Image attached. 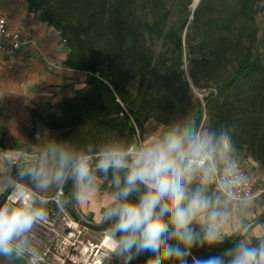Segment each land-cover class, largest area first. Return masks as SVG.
I'll list each match as a JSON object with an SVG mask.
<instances>
[{
    "label": "trees",
    "instance_id": "1",
    "mask_svg": "<svg viewBox=\"0 0 264 264\" xmlns=\"http://www.w3.org/2000/svg\"><path fill=\"white\" fill-rule=\"evenodd\" d=\"M194 1L27 0L29 11L41 10L42 19L65 41V65L87 77L73 96L56 104L58 112L33 108L27 139H13L10 148L32 153L37 123L56 132L55 145L79 151L89 145L98 149L109 140L140 143L150 120L165 131L184 121L217 132L235 125V132L229 128L235 153L264 167V30L257 23L264 0H200L192 10ZM156 41L161 42L158 53ZM187 63L193 84L209 88L203 101L191 93ZM34 163H19L15 176ZM93 171L103 180L101 189L113 194L112 173L105 176L95 166ZM21 182L37 190L27 178ZM63 191L62 206L81 216L73 204L76 182L69 180ZM44 207L50 215L59 210L53 202ZM252 222L263 223L264 215ZM112 223L90 224L106 228ZM247 234L225 236L223 243L194 248L193 254L223 255ZM262 237L250 236L249 242ZM147 262L144 253L131 264Z\"/></svg>",
    "mask_w": 264,
    "mask_h": 264
},
{
    "label": "clouds",
    "instance_id": "2",
    "mask_svg": "<svg viewBox=\"0 0 264 264\" xmlns=\"http://www.w3.org/2000/svg\"><path fill=\"white\" fill-rule=\"evenodd\" d=\"M229 128L236 131L235 125ZM229 128L217 132L175 121L140 143L109 140L98 149H45L15 177L0 175V189H11L0 204V256H34L28 236L47 215L46 201L27 195L29 187L21 181L27 178L40 192L53 186L61 191L69 180L91 190L95 166L105 176L112 173L114 192L105 219L113 221L111 251L127 264L144 253L152 254L147 264H163L165 259L178 264H264V237L256 244L240 239L223 255L201 258L192 251L223 243L222 225L231 204L249 202Z\"/></svg>",
    "mask_w": 264,
    "mask_h": 264
},
{
    "label": "crops",
    "instance_id": "3",
    "mask_svg": "<svg viewBox=\"0 0 264 264\" xmlns=\"http://www.w3.org/2000/svg\"><path fill=\"white\" fill-rule=\"evenodd\" d=\"M0 13L7 18L12 30L23 33L37 43L14 56L0 54V166L4 164V152L13 158L23 157L25 163L36 162L45 149L55 145V131L37 123V140L32 153L12 150V140L24 142L27 139L32 126L33 108L39 107L42 113L58 112L56 104L63 98L73 96L82 86L87 73L65 65L68 55L65 41L56 29L42 19L41 10L29 11L27 0H0ZM146 129L142 142L165 131L164 126L154 120L146 124ZM247 158L252 166H258V162ZM2 169L7 170L1 166L0 175L11 174L15 177L13 168L5 174ZM76 188L73 204L81 216L90 223L102 224L111 206L112 194L103 191L100 186H94L91 190H84L78 185ZM214 189L213 185L210 193ZM49 190L37 191L43 196H50ZM258 190L259 195L249 200L247 206L235 201L231 204L229 218L222 225L225 236L248 233L244 239L249 241L250 236L264 234V222L251 223L264 215V186L259 185ZM7 191L0 189V196ZM34 229L28 236L33 247L41 243L38 235L41 231Z\"/></svg>",
    "mask_w": 264,
    "mask_h": 264
},
{
    "label": "built area",
    "instance_id": "4",
    "mask_svg": "<svg viewBox=\"0 0 264 264\" xmlns=\"http://www.w3.org/2000/svg\"><path fill=\"white\" fill-rule=\"evenodd\" d=\"M32 44L37 45L32 38L12 30L7 18L0 13V54L14 56ZM3 157L11 162V169L17 164V159L10 154ZM238 163L239 171L245 177L243 189L247 192L249 200H252L259 195L258 178L246 165L240 161ZM10 192L11 189L0 199V204L5 202ZM27 195L43 199L46 204L53 202L59 206V210L51 215L47 214L43 221L37 223L47 234V240L40 249L30 245L36 254L21 257L26 264H109L116 257L111 251V227L96 228L82 216L71 214L61 203L63 189L51 196H43L29 187Z\"/></svg>",
    "mask_w": 264,
    "mask_h": 264
},
{
    "label": "rangeland",
    "instance_id": "5",
    "mask_svg": "<svg viewBox=\"0 0 264 264\" xmlns=\"http://www.w3.org/2000/svg\"><path fill=\"white\" fill-rule=\"evenodd\" d=\"M199 1L200 0H198V3H199ZM190 8L192 10H194L195 9V5L192 4L190 6ZM257 23H258L259 27L261 28V30L263 31L264 30V9H262V11L258 14ZM160 49H161V42L160 41H156L155 42V46H154V52L158 53ZM185 69H186L187 78H188V80L190 81V84H191V93L193 94L194 98H196V99H198L200 101H203L205 96L208 94V89L209 88L206 89V88H198V87H196L193 84V82H192V79H191V76H190V68H189L188 63L186 64ZM205 119H206V116L204 115V120ZM5 154H9V153H5L4 152L3 156ZM234 155H235V157H236V159L238 161H240L241 163L246 165L248 167L249 171L254 176H256L258 178V182H259L258 186L261 185V184L264 186V167L260 166L259 164H258V166H252L251 163L248 161V158L245 157L243 152H236V153H234ZM16 159H17V164H15V166L13 167V169H12L13 171H14V168L16 166H18L19 163H24L23 157H18ZM7 170H9V166H8ZM7 170H3L2 169L3 174H5V172H9ZM102 181H103L102 179L96 178L94 186H100V188H101ZM56 191H57V189L55 188V186L50 188V190H49L50 196L53 195ZM5 194H2L0 196V199ZM235 202H237V201H235ZM34 228H36V230H40L41 231L40 234L38 232V235L41 238V243L39 245H37V246H34V248L40 249L46 243L47 234L45 232H43L42 228H40L37 224L34 225L33 230H35ZM145 255H146L148 260H150L152 258V254L151 253H145ZM0 258H1V260H0L1 264H26L25 260L22 259L21 257L13 256L11 258H8V257L0 256ZM125 263H126V259L124 257H120V258L115 257L113 260H111V262L109 264H125Z\"/></svg>",
    "mask_w": 264,
    "mask_h": 264
},
{
    "label": "bare ground",
    "instance_id": "6",
    "mask_svg": "<svg viewBox=\"0 0 264 264\" xmlns=\"http://www.w3.org/2000/svg\"><path fill=\"white\" fill-rule=\"evenodd\" d=\"M2 167H7L8 168V166H9V160L7 159V158H4V164L3 165H1ZM11 167V166H10ZM10 167H9V169H10Z\"/></svg>",
    "mask_w": 264,
    "mask_h": 264
},
{
    "label": "water",
    "instance_id": "7",
    "mask_svg": "<svg viewBox=\"0 0 264 264\" xmlns=\"http://www.w3.org/2000/svg\"><path fill=\"white\" fill-rule=\"evenodd\" d=\"M197 4H198V0H195V1H194V5H195V7L197 6ZM76 187H77V183H76Z\"/></svg>",
    "mask_w": 264,
    "mask_h": 264
}]
</instances>
